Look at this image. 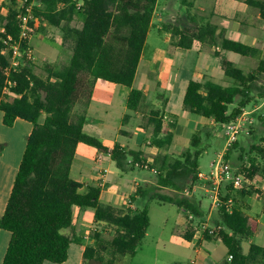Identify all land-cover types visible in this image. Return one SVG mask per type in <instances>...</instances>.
<instances>
[{"label":"trees","instance_id":"16d2710c","mask_svg":"<svg viewBox=\"0 0 264 264\" xmlns=\"http://www.w3.org/2000/svg\"><path fill=\"white\" fill-rule=\"evenodd\" d=\"M157 1L39 0L41 6L35 7L34 13L40 20V27H62L65 33L63 44L71 50L69 62L59 69L48 67L46 78L35 74L30 63L6 76L9 59L5 55L3 40L8 36L14 41L19 40V14L10 10L7 16L1 17L5 30V33H0V110L4 113L3 123L12 127L17 119H22L33 124L7 208L0 218V230L9 231L12 235L3 264L64 263L74 241L65 233L72 227L74 207L92 208L96 220L116 228V236L109 244L115 254L133 255L138 250L150 224L147 211L126 212L104 206L100 204L101 191L95 187H89L86 194H81L82 184L70 176L79 143L110 154L119 169L128 166L130 159L133 165L137 163L154 169L158 186L174 190L176 194L169 196L155 191L151 199L174 203L187 217L202 218L197 202L177 193L199 180L200 158L204 153L201 149L203 132L193 136L189 150L172 156L167 151L173 142L171 130L175 124H164L160 113L151 111L146 121L153 126V144L161 152L150 165L142 151L126 150L119 143L110 149L84 131L87 121L85 109L92 100L98 80L129 88L128 110L138 111L142 107L144 93L134 89L133 85ZM31 2L26 0L25 8ZM245 3L257 8L264 19V0H245ZM1 10L0 7V15ZM77 15L83 21L80 28L71 26ZM200 32V36L217 43L212 25H207ZM218 44L222 51L243 57L254 58L259 53L254 47L226 38ZM23 48L27 45L23 44ZM222 69L235 83L224 87L211 81H191L184 99V110L216 124L227 125L236 122L252 102L254 85L264 75V62L260 61L255 70L245 73L224 58ZM237 99L241 101L230 110ZM78 106L83 108L82 112L75 110ZM162 134L164 137L160 138ZM250 164V168L239 173L252 179L254 158ZM137 195L146 197L149 191L139 189ZM252 195L254 191L236 190L229 184L221 196L217 224L224 225L230 234L222 233L218 237L228 254L233 256L226 264H264V247L251 245L248 254L242 250V243L250 240L259 226L257 219L244 211L243 200Z\"/></svg>","mask_w":264,"mask_h":264},{"label":"crops","instance_id":"0c3cea01","mask_svg":"<svg viewBox=\"0 0 264 264\" xmlns=\"http://www.w3.org/2000/svg\"><path fill=\"white\" fill-rule=\"evenodd\" d=\"M232 10L235 12L233 15ZM207 25L215 27L217 43L209 37L200 36V30ZM3 29L0 27V33ZM177 29L179 32L176 33ZM223 38L241 42L259 51L258 56L253 58L254 70L260 61L264 62V19L260 11L246 4L245 0H158L133 85L134 89L144 93L142 107L138 111L128 110L127 100L130 89L98 80L92 100L85 109L87 119L84 126L85 133L97 137L110 149L119 143L126 150L142 151L148 164L152 165L161 150L153 144L154 129L147 123L146 118L151 111H157L164 124H175L174 129L171 130L174 137L167 151L168 154L178 156L186 152L190 148L193 136L208 129L210 133L202 137V142L210 144L209 139L216 134L211 130L213 125L218 124L186 112L184 99L191 81L202 83L211 81L224 87L233 83L222 69V61L224 58L228 59L229 54L222 51L218 44ZM263 81L264 75L254 85V91ZM176 94L180 100L179 104L173 102ZM257 98L262 102L260 105H254V113H256L254 114V178L250 179L244 175L247 182L241 189L254 191V195L243 200L244 211L256 218L259 226L254 236L242 243L244 254L249 253L251 245L264 247V96ZM3 120L4 113L0 110V218L7 208L33 131V124L28 121L17 119L12 127H7ZM260 128L263 131H260ZM163 137L164 134L160 135V138ZM231 148L226 149L225 145V152L219 155L218 160L211 163L209 173L202 171L200 165L198 184L177 193L195 200L200 206L202 218L190 219L176 204L151 199L155 191L169 196L176 194L174 190L158 186L154 169H144L137 163L133 165L131 159L128 161V166L119 169L110 154L100 152L85 143H79L70 176L74 181L82 184L80 193L86 194L89 187L98 188L101 191L100 204L126 212L141 211L138 203L142 202L150 224L136 253L122 256L115 254L109 246L116 236V228L104 221L96 220L94 209L74 207L72 227L67 230V236L74 241L69 247L67 260L62 264H226L229 262L228 250L222 240L219 237L212 238L207 234H201L199 228L201 224L209 227L218 225V212L221 206L216 207L212 198L217 182L213 180L215 187L211 189L207 186L206 180L211 175L215 179V166L220 156L223 155L227 162L226 151ZM250 167L251 164L246 163L237 171L242 173L244 168ZM229 184L222 182L218 186L221 203V196ZM139 189L149 191V195L138 196ZM154 203L177 208L175 222L170 224L169 217L165 215L158 225L160 228L158 234L151 232L153 223L150 214ZM227 234H230V231ZM11 236L9 231L0 230V264H3ZM88 249L90 251L86 259Z\"/></svg>","mask_w":264,"mask_h":264},{"label":"rangeland","instance_id":"374dc122","mask_svg":"<svg viewBox=\"0 0 264 264\" xmlns=\"http://www.w3.org/2000/svg\"><path fill=\"white\" fill-rule=\"evenodd\" d=\"M0 2H2L3 4V7H1L3 15H0V27H2L3 25V22H1V17L7 16L10 10H16L19 14L20 12H23L24 7L26 6L25 0H17L16 3H13V0H5V2H3V0H0ZM40 6L41 4L39 3V0H32L30 4L33 13L34 8ZM231 12L232 15L235 14L234 10H232ZM34 16L37 17L35 13ZM82 22V18L77 15L71 23V26L80 28L82 26ZM40 26L41 24L39 20L38 23L34 24L35 31L30 37V40L28 42L29 45H27V48L25 49L22 48L20 59L22 60L23 65L20 68L30 63L31 69L35 74L42 78H46L48 67L59 69L62 65H65L69 62L71 57V50L70 47L63 44L65 33L62 27L54 28L46 26L42 29ZM6 56L8 57L10 62V54L6 52ZM228 59L232 61L236 67L241 68L245 73H249L250 71L254 70V59L251 57H243L235 53H229ZM231 80L233 82L231 85H233L235 81L233 79ZM257 96H264V81L261 85H257L255 91L253 90L252 102L243 110V113L241 115V133L238 134V137L235 139L237 145L226 151V153L228 152L227 162L236 171L239 168L242 169L244 164L250 163L251 158H254V116L256 115V113H254V105H260L262 102L260 99H258L259 97L257 98ZM240 101L241 99H237L236 104L231 106L230 110H233L235 107H237ZM173 102H175V104H179L180 100L177 94ZM75 110L77 112H82L83 108L78 106ZM260 126L261 125H259V127ZM209 130L210 129H208L206 132L204 131L202 137H204L205 135L207 136V134L210 133ZM259 130L263 131L262 128H260ZM211 131H213V134H216L213 135L212 139H209L210 144H204L202 142L201 145V149L204 153L200 158V165L202 167V171H204L205 173L210 172L211 163L214 160H218L219 155L225 152L224 150L226 145V138L224 135V125H213V129ZM143 168L147 170L150 169L147 166H144ZM210 177L206 180L207 186L211 187V189H214L215 183L213 180L215 179L213 175H211ZM188 187L192 188L190 186ZM138 207L141 211L145 209V206H143L142 202L138 203ZM165 215L169 217L170 224H173L177 218V208L175 206L169 205L159 206L156 203L152 205L150 217L153 223L151 230L153 234H158L160 232V228H158V225ZM65 233L67 234V231H65Z\"/></svg>","mask_w":264,"mask_h":264},{"label":"built area","instance_id":"2783aa9c","mask_svg":"<svg viewBox=\"0 0 264 264\" xmlns=\"http://www.w3.org/2000/svg\"><path fill=\"white\" fill-rule=\"evenodd\" d=\"M26 1V0H25ZM5 2V0H3ZM0 2V7L2 6ZM38 18L34 16V13L30 6L24 7L23 12H20L18 15V25L20 28L19 40L14 41L12 37L8 36L3 40L4 45L6 46V52L10 54L11 60L9 62V68L6 70V76H9L11 71H18L23 65L21 58V51L23 44L29 45V40L32 33L35 31L34 24L38 23ZM2 33H5L3 29ZM10 85V83H8ZM241 124L242 117H240L236 122L224 125L225 137L227 139L226 149H229L233 146L235 139L238 137V134L241 133ZM215 180L216 188L213 191L214 205L216 207L221 206V201L218 193V186L222 182L230 183L234 188L241 189L244 184L247 182L244 175L236 171L230 164H228L223 155L220 156L219 162L215 166ZM193 215H189L190 219H193ZM199 231L203 235H209L211 237H218L222 233H227L228 229L224 225H217L214 227H209L205 224H201ZM233 259L232 255H229L228 261L230 262Z\"/></svg>","mask_w":264,"mask_h":264}]
</instances>
